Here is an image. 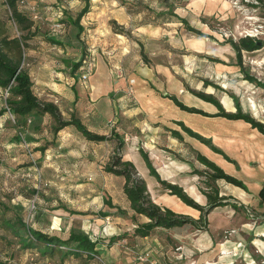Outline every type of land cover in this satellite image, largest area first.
<instances>
[{
	"label": "rangeland",
	"instance_id": "1",
	"mask_svg": "<svg viewBox=\"0 0 264 264\" xmlns=\"http://www.w3.org/2000/svg\"><path fill=\"white\" fill-rule=\"evenodd\" d=\"M19 1L17 2L19 10L29 14L34 8L40 17L46 11L42 7H53L57 11V7L62 4L66 7V12L73 11L75 14L81 9L80 6H83L82 2L77 4V0H21L20 3ZM259 6L257 0H91L90 11L80 21L83 31L75 41L81 48H77L75 57L79 58L85 53L92 57L97 55L100 68L107 72L109 68H112L113 75L120 79L123 77L127 81L135 80L132 97L126 99L128 105H132L131 107L134 109L140 108L135 99V86L138 83L136 79L142 78L135 76L140 73L135 72L136 64L137 67L139 63L142 64V69H145V66L155 69L156 64H159L165 70H169L171 75L170 80L165 79L163 82L164 89L162 91L167 92L164 96L168 93L173 94L174 91L178 93L180 88L177 89V87L182 83L185 88L191 86V89L196 88L204 93H214L223 105L232 111L235 110V103L231 97L236 96L243 111L264 124V89L244 79L243 73L236 65L235 54L230 45V41L237 42L247 34H255L256 36H253L255 39L264 38V10ZM171 10L207 37H198L188 31L183 23L168 15L157 17L155 14L168 13ZM61 20L60 23L64 26L65 23H62ZM34 23L46 28V33H50V25L55 22L46 21L43 18ZM0 29L9 36L18 34L3 0H0ZM68 29L65 24L66 34ZM75 32L76 30L71 35L74 36ZM120 32L123 34L121 35ZM43 36L37 35L30 39V48L35 46L46 48L48 43ZM66 37L68 36L64 38ZM61 39H63L62 36ZM141 46H143V51L146 50L144 54L139 52ZM68 51L74 53V49H68ZM108 53L113 54L109 56ZM34 55L33 52H28L26 62H30ZM142 55H145L146 61L141 57ZM105 57L109 61L110 58H113L111 65L109 61L107 63ZM242 65L246 72L264 85V48L253 52L243 51ZM149 76L145 75L144 77L148 78ZM205 80L210 83L207 87H203ZM144 83H141L144 87L140 86L139 88L142 93H144V89L146 91L154 87L150 83V87L147 88L148 81L147 85ZM156 92L158 91L156 90ZM178 95L183 103L191 105L194 109L206 111L211 109L198 98L190 97L188 93L184 96ZM4 97H6L5 91L0 89V108ZM150 108L152 109L148 110L150 121L154 122L156 117L164 116L167 119L166 122L170 124L174 119L183 120L175 113L174 106L161 111L154 107L158 113L162 112L160 116L156 115L158 113H154L153 107L150 106ZM211 113L213 112L211 111ZM201 117L193 118L195 120L191 125H189L190 119L188 120L189 124L187 123V127L192 128L193 133L200 139H193L183 131L180 133L183 136L182 139L185 143L188 142L194 146L208 160L216 163L226 174L241 181L249 190L250 194L248 196L246 193V197L248 196L250 203L239 198L236 199L233 187L224 181H218L215 186L220 196L229 197L226 204L212 208L204 214L202 212L198 214L195 211H190L189 214L176 213L196 222L198 226L188 224L178 230L177 242L168 240L169 251H165L163 246H159L155 250H142L131 245L125 246L126 251L122 247L118 248L117 245L118 251H123L131 257L129 264L141 263L136 260V254L141 253H149L151 261L155 264H194V261L195 264H264V204H258L259 197H256L258 189H264V136L242 121L228 122L217 117L212 118V116L211 118ZM7 119L6 121L0 116V202L21 214L27 222H30V225L32 217L35 218L40 214L38 206H41L48 215H52L54 212L59 213L56 209H61L64 206L68 211H71V215L76 216L80 213L99 212L100 214V200L98 199L100 195L112 197L117 202V206L118 203H121L124 197L118 185L107 178L100 184L92 178L79 181L74 180L73 177L66 178L67 180L63 178V183L68 187L66 189L71 191L70 194L64 193L55 198L52 196L47 200V196L51 194V183L43 181L40 176L41 170L37 158L39 154H36L35 149L47 146L53 140L52 126L49 125L48 118L45 117L42 121L43 124L39 125L40 130L33 138L38 144L36 147L35 144L29 143L25 136V133L29 134L28 130L23 129L25 131L23 132L22 128L17 129L14 118L8 117ZM151 125L150 132L145 133V136L152 139L151 146L147 145L148 142L137 140L134 149H131L127 156L120 157L122 161H132L134 153L141 160L144 159L140 152L142 151L148 159L150 158L151 164H149L154 166L156 171H160L163 164L168 165L173 158L180 159L178 154L181 152L179 147L173 148L174 146L167 140L168 134L164 130L155 129L154 126L157 124ZM115 128V122H111L110 133L112 136L110 138L114 137ZM144 128L146 129V126ZM137 134L128 132V135L124 136L125 143L132 139H138ZM14 135L18 136L15 140ZM208 139L212 141H209L211 146L220 153L203 143V140L208 141ZM167 141L168 144H166ZM223 151L227 157L234 160V163L224 160L221 154ZM116 154V147L112 146L109 159L100 166L104 169ZM184 158L181 160L185 161ZM164 161L167 163H163ZM49 162L51 161L49 160ZM227 162L229 165L226 164ZM74 164L64 161L62 171L65 170L66 174L75 172ZM196 166L191 167V171L187 168V171L184 170L185 172L183 171L177 176L178 186L185 188L186 183L192 179L191 175L197 179L196 182L199 186H204L201 182L204 177L197 173L205 168L199 163H196ZM135 173H137L136 169ZM136 177L138 178V174ZM146 182L152 186L154 184L156 188L160 189L153 177L147 175ZM193 189L195 190L194 186ZM148 197L150 198L149 194ZM155 197L158 198L156 193ZM201 208L205 210L204 205ZM121 211L119 208V212ZM65 214L61 213L62 217L52 216L50 232L64 235V228L71 223L80 231L82 227L90 239L99 238L102 224L97 220L101 219L72 222L67 219ZM70 214L68 215L70 216ZM189 239L192 242L193 240L199 242L195 254L186 251L188 250L186 242ZM178 247L181 249L177 251ZM119 255L127 258L122 253ZM0 258L9 261L10 264H31L35 259V254L32 250L22 249L17 238L10 232H6L0 223ZM102 261L105 264H113L104 258ZM39 264L46 263L40 261ZM47 264L60 263L57 258H54ZM63 264L85 263L70 258ZM99 264L103 263L99 262Z\"/></svg>",
	"mask_w": 264,
	"mask_h": 264
},
{
	"label": "crops",
	"instance_id": "2",
	"mask_svg": "<svg viewBox=\"0 0 264 264\" xmlns=\"http://www.w3.org/2000/svg\"><path fill=\"white\" fill-rule=\"evenodd\" d=\"M79 2L81 1L77 0V4H79ZM80 8L82 7L80 6ZM42 9H46V11L41 17L38 15L36 11V15H37V19H35L36 22L38 20H42L43 18L44 20L46 21L49 20L52 21L53 23L59 22L60 19L73 21L77 13L79 12L78 11L75 14H73V11L66 12L65 11L66 7L62 4H60V6L57 7V11H55L53 7H49V6L46 8L42 7ZM51 26L52 25H50V28ZM67 27L69 28L68 33L62 35L63 39H61L63 45H55L48 43L46 48L37 47V46L32 48L29 47L26 53V57L28 56V52L29 53L33 52L35 54L30 62H26L33 83V91L38 97L39 101L45 103H53L54 105H56L64 121H69L70 117L72 115H75L89 132L96 134L98 136H104L106 137V139L100 142L88 141L84 137H82V135L75 129L74 126L69 125V126H65L60 131H58L56 135H52L53 140L50 141L47 147L44 146L46 147L44 152L39 151L38 148L35 149L36 154L37 155L39 154L38 155L39 157L37 156V158L40 164V170H41L40 176L43 181L51 183V188H50L51 194L47 196V200L51 199L52 196H54L55 198L58 196L60 197L64 193L70 194L69 192L71 191L66 189L68 187H66L67 185L65 186L62 180L63 178L66 179L71 177H73L74 180L77 179L78 181L89 180L90 178H92L94 179L95 182L99 184L101 181L103 182V180L107 178V180L109 181L116 182L124 198L121 200V203H118L117 206V202L112 197H106V196L102 197L100 195L98 197V199L100 200L99 211L101 213H104L105 214L104 216L102 215L100 216L99 212L80 213V215L74 216L71 215L70 214L71 211H68L66 208H64V206H62L61 209H56L58 210L59 213L54 212L52 213V215H48V213L41 206H38L39 208L38 211L40 212V214L36 215L35 218L32 217L31 227L33 229L40 230L44 233L52 234L53 231L50 232L52 216L54 215L57 217L59 216L62 217L64 213H66L65 216H67V219H69L72 222H75L76 220L87 221L93 219H101V220H97V222L102 224V231L100 230L102 232V235L101 232L99 231L100 232L99 238L96 239V241H99L97 245V250L102 258L108 260V262L111 261L113 264H129V259L131 258L129 257V254L123 251L120 252V250L118 251L117 245L119 246L118 248L122 247L125 250L127 249L125 247L126 245L136 246L142 250H146V249L155 250V248L158 249L159 246H163L165 251H169L170 248H169L168 240L171 239L172 242L173 241L177 242L178 230L184 228L188 224L170 230L157 229L155 233L145 237L134 235L133 231L136 228L137 223L147 222V219L140 217H136L134 220L132 219L134 212L131 210L129 201L127 200L123 192V184H124L123 178L107 173L105 169H103L100 166L107 162V160L109 159L111 147L112 146L116 147L117 144L115 137L110 138L111 136L110 122H115V126H116L115 135L118 134V136L121 139H123L124 142L123 147L120 151L121 157L127 156L128 153H130V150L134 149V147L137 144V140L148 142L149 144L147 145L151 146L152 139H150L148 136H145L146 132L148 133L150 132L152 126L151 124H157L154 126L155 129L158 128V130H160L161 128L162 130H164V132L168 134L167 140L171 142V144L174 146L173 148L176 147L180 148L179 151L181 153L178 154V157H180V159L173 158L172 162H169L168 164L171 165L172 167H169L167 164L166 165L163 164V167L160 168V171L159 170L158 171L155 170V171L158 172L157 174L160 175V178L162 180L171 184L178 185L176 178L180 173H182L184 170L187 171V168L190 169L191 167H197L196 163L198 162L193 157V153L191 152V149L200 153V151H198L190 143L188 142L185 143V141L182 139L183 136L180 133H182L183 131L188 136H190L185 131V129L190 130L191 132L194 131L192 128L187 127V123L189 119H190L189 120L190 124L189 123L188 124L191 125L193 120H195L193 118H197L201 116H202L201 118L203 117L211 118V116L213 118L215 117L214 115L218 113V107L200 98L198 96V93H202L206 96H212L216 101H218L222 109L227 113H235L238 107L241 109L243 113L246 112L243 111L242 106L239 103V100L236 96L231 97V100H233L235 103V110H236V111L235 110L232 111V110H228L226 106L223 105V103L215 96L214 93H204L198 91L196 88L191 89V86L185 88L181 83L177 87V89L180 88L178 93L174 91L173 94L168 93V95L166 96H174L184 106L188 108H193L191 105L183 103V101L180 100V97L178 95L181 94L182 96H184L186 93H188L190 97H194L195 99L198 98L199 101H203L204 104L210 106L211 108L207 111L203 109L195 108L199 111H202L204 115L182 111L170 99L164 96L165 93L167 92L162 91L164 89V85H163L164 80L165 79L170 80V76H171L170 71L165 70V68L159 64H156L155 69H151L146 66L145 69H142V64L140 63L138 64V67L136 64V68H135V72L137 73L140 72L138 73L139 75H135V76L142 77L141 79L139 78L136 79L138 83L135 86V90H136L135 99L138 101L140 108L134 109L133 107H131L132 105H128V103L126 102V99H128V97L125 94V91L127 88L128 81L123 77L122 79H120L115 75H113L112 68H109L108 72L100 68V66H98L99 62L97 55L94 56L95 58L91 56L92 60L95 63V69L92 76H90L84 82L79 80V75L81 72L80 68L83 65V59L86 56H88V53H85L84 56L82 55L79 56V58L75 57V55H77V48L78 49L81 48L80 45L76 44L77 41H75L77 40L78 37L77 36L78 31L76 27L72 25V23L71 24L68 23ZM50 28L49 31H51ZM46 30H47L46 28L41 27L37 23L34 25V28H32V32H35L36 36L37 35L43 36L49 34L46 33L47 32ZM75 30L76 32L74 36H72ZM63 36L64 37L68 36V37L64 38ZM68 49H74V53H72L71 51L69 52ZM139 52L140 53L142 52L144 54L146 50L143 51V46H141ZM112 54L108 53L109 56H111ZM141 57L146 61L145 55L144 56L142 55ZM235 58H236V54H235ZM105 59L108 63L109 61L108 58L105 57ZM112 59L113 58H110L109 61L110 65L112 63ZM79 60H82V64L80 68H78L75 71V73H72V68H73L72 66L76 64ZM236 65H237V60H236ZM145 75H150V76L148 78H145L144 77ZM147 81H148V85L146 84ZM248 82L264 89L263 83H260L259 81H257V83H252L250 81ZM141 83L146 84L147 88H149L150 83H152V85H154L156 89L154 87H151L149 88V90L146 91L144 89V93H142L139 91L140 86L144 87V85H141ZM208 84L210 85V83H207V81L205 80L203 82V87H207ZM156 90L158 92H156ZM150 106L153 107L154 113H158L157 109L158 111H161L164 108L174 106L175 113L178 116H180L183 120L180 121L174 119L173 123L170 124L166 122L167 119L164 116V117H156V120L154 122L150 121V117L148 115V110L149 109L152 110ZM154 107L157 109H155ZM210 110L213 113H211ZM161 113L162 112L156 115L160 116ZM7 116H8L7 114L2 115V117L6 121L8 120L7 118L9 117ZM46 118H48L49 121L48 123L51 126L52 125L51 119L48 116H46ZM217 118L228 122L242 121V120H229L224 117H217ZM242 122L245 123L244 121ZM30 123H31L30 119H28L27 124H24L23 129H25L26 126L30 127L28 126ZM42 124L43 122L40 125ZM245 124L250 126L248 123ZM144 126H146V129L144 128ZM250 128L257 131L251 126ZM27 130H29V134H28L30 137L29 143L35 144V146L37 147L38 144L33 139L37 131H34L33 129L30 128H28ZM128 132L138 133L137 134L138 139L136 140L132 139L129 140L128 143H125L124 136L128 135ZM172 133H176L178 136ZM190 137L194 139V137L192 136ZM168 141L166 142V144H168ZM208 141L212 142L210 139H208ZM171 144L169 143L170 146H172ZM221 154L224 157V160L230 163H234V160L232 161V159L227 157V154L224 151L221 152ZM181 158H184L183 160L185 161H182ZM149 159L148 162L151 164V161ZM49 160L51 162H49ZM131 160L132 161H128V162L130 163L132 162L134 168L137 171L138 178L145 182L147 188V194L150 195V199L154 204L158 205L161 209H169L173 211L175 214L176 213L189 214L190 211H195L198 214L201 213L199 210L185 205L175 196L170 195L169 192L165 190L158 183V181L150 174L148 165L146 164V161L143 158L140 160L137 158V155L133 153ZM64 161H70L72 163H75L74 165L76 171L70 174H66L65 170L62 171V167H63L62 163ZM228 162L226 164H228ZM163 163H167V162L164 161ZM172 168L173 170H171ZM189 171H191V169ZM85 175L87 177H84ZM147 175L155 179V182H157L160 189L156 188L154 184L152 186L151 184H149V182L147 184L146 182ZM191 178H192L191 181L189 183H186L187 186L185 188L181 186L179 187H181L184 190V192L191 199H193L199 206L203 207L204 205L205 207L206 198L199 190V185L196 182L197 179L194 178V176L192 175ZM193 186L195 187V190L193 189ZM231 186L233 187V192H235L236 194L235 196L236 199L239 198L241 200H244L246 202L248 201L250 203V200L248 199L250 193L247 187L246 190H243L233 185ZM260 190L261 188L258 189V191L256 192L257 198L259 197ZM155 193L158 198L155 197ZM246 193L248 194L247 197H246L247 195ZM108 198L110 199L108 200ZM106 200L112 203L113 207L111 205H105L104 203ZM257 203L261 205L263 204L260 202V197L258 198ZM118 207L121 208L122 210L121 212H119ZM61 213L62 215H60ZM68 214H70V216ZM72 214H77V213H72ZM75 227L76 226L71 225V223L70 225H67L64 228V232H63L64 235H68V232ZM80 229L82 232L87 234L82 229V227ZM112 238H115L116 240L110 242ZM188 241L186 242V245H188V247H186L188 250L186 251L189 252L190 254L192 253L195 254L197 251L196 248L198 249L197 246L199 245V242L196 240H193L192 242V240L190 239ZM206 246H208V244H206ZM120 253H122L124 256L126 255L127 258H124L123 256L121 257L119 255ZM139 264H147V263H139Z\"/></svg>",
	"mask_w": 264,
	"mask_h": 264
},
{
	"label": "trees",
	"instance_id": "3",
	"mask_svg": "<svg viewBox=\"0 0 264 264\" xmlns=\"http://www.w3.org/2000/svg\"><path fill=\"white\" fill-rule=\"evenodd\" d=\"M80 1L83 6L77 13L75 19L73 21L65 19L61 20V22L66 23L67 26L68 23H72L78 31L77 36L83 31L80 21L86 14H88L91 8V0ZM17 2L18 0H3V3L10 12V19L14 23L18 34L17 36H9L5 31L0 29V89L7 92V96L3 98V104L0 108V116L4 114H7L8 116L11 115L14 118L15 127L17 129H21L22 127V130L24 124H27V120L30 119L31 123L28 125L30 127L26 126L25 129L27 130L30 128L34 131H39V125L42 123L43 119L48 116L52 122L51 131L53 135H56L57 132L65 126L72 125L86 140L94 142L104 141L106 137L98 136L89 132L75 115H72L69 121H64L56 105L39 101L33 91V83L26 65V53L30 47L29 40L36 36L35 32H32L36 20L33 18L31 12L29 15L19 10ZM20 2L21 0L19 3ZM257 2L260 4L259 7L264 10V0H257ZM155 14L157 17L168 15L170 18L183 23L188 31L196 34L198 37H207L204 33L190 26L186 20L175 15L172 10L168 11V13L159 12ZM120 33L123 34V32ZM64 34H66L65 31L61 34L53 33L51 31L43 37L47 43L63 45L61 36ZM230 45L236 54L237 65L243 73L244 78L252 83H257L256 79L243 69L242 52H253L264 48V38L255 39L246 36L240 38L237 42L230 41ZM81 64L82 60H79L74 64L72 66V73H75V71L80 68ZM198 96L218 107V113L214 115L215 117H224L229 120H242L264 135V124L256 121L248 113H243L239 107L235 113H227L212 96H206L202 93H198ZM165 97L170 99L182 111L204 115L202 111L184 106L174 96ZM185 131L190 136L200 139L198 135L190 130L185 129ZM23 132L25 131L23 130ZM25 134L29 141L30 137H28L27 133ZM172 134L177 135L176 133ZM17 137V135H14V140ZM114 137L117 141V154L111 158V161L104 169L107 173L123 178V192L129 201L131 210L134 212L132 219L134 220L136 217L147 219V222L137 223L136 228L133 231L134 235L145 237L155 233L157 229L170 230L182 227L186 224L196 226V222L179 216L169 209H161L151 201L147 194L145 182L136 177L137 173H135L133 164L121 160V155L119 153L124 144L123 139H121L118 134H114ZM203 143L209 145V147L215 152L220 153V151L211 146L209 141L203 140ZM46 147H40L38 150L44 152ZM140 152L143 154L150 174L165 190L169 192L170 195L175 196L185 205L197 209L203 214L207 213L212 208L226 204V201L229 199V197L220 196L219 191L215 186L218 181H224L227 184L246 190V186L241 181L226 174L220 167L208 160L201 153L191 149L195 160L205 168L203 171L197 173V175L204 177L203 181H201L204 186H199L200 192L206 198V206L204 210V208H201L193 199H191L181 187L162 180L155 169L149 164L147 156L142 151ZM259 197L260 202L264 204V189L259 192ZM105 204L111 205L107 200L105 201ZM101 215L104 216L105 214L100 213V216ZM0 223L6 232H10L17 238L19 246H21L22 249L32 250L34 252L35 259L32 260L31 264H39L40 261L47 264L48 261L51 262L54 258H57L60 264H63L70 258H75L85 264L103 263L102 257L97 250L99 241L91 240L84 232L76 228H72L68 232V235L64 236L54 233H44L40 230L33 229L29 224L30 222H27L21 214L1 202ZM114 240L116 239L112 238L110 242H113ZM0 264L10 263L9 261L7 262L0 258Z\"/></svg>",
	"mask_w": 264,
	"mask_h": 264
},
{
	"label": "built area",
	"instance_id": "4",
	"mask_svg": "<svg viewBox=\"0 0 264 264\" xmlns=\"http://www.w3.org/2000/svg\"><path fill=\"white\" fill-rule=\"evenodd\" d=\"M32 11H30L33 15V18L34 19H37V15H36V12L34 11L35 9H31ZM50 30L53 32V33H58V34H61L64 32V26L59 22H55L54 24H52ZM247 36L249 37H253V36H256L255 34H247ZM246 37V36H245ZM81 72H80V75H79V80L84 82L86 81L90 76H92V74L94 73V69H95V63L94 61L92 60L91 56L88 55L85 57L84 61H83V66L80 68ZM135 84V80L133 79H130L128 81V85H127V88H126V91H125V94L127 95V97H132V94H133V85ZM5 94L7 96V92L5 91ZM10 118L13 119V117L11 115H9ZM110 125H111V122H110ZM137 176V175H136ZM181 247H178L176 250H180ZM97 258V257H96ZM100 260V259H99ZM136 260L138 262H141V263H149V264H155V262L151 261V257H150V254L149 253H141V254H136ZM35 264V263H34ZM103 264H105L103 262Z\"/></svg>",
	"mask_w": 264,
	"mask_h": 264
}]
</instances>
